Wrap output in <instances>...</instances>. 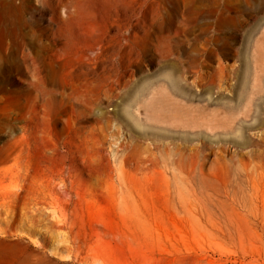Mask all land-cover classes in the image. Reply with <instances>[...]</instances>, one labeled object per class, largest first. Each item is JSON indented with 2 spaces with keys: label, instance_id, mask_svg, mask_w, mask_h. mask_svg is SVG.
<instances>
[{
  "label": "rangeland",
  "instance_id": "1",
  "mask_svg": "<svg viewBox=\"0 0 264 264\" xmlns=\"http://www.w3.org/2000/svg\"><path fill=\"white\" fill-rule=\"evenodd\" d=\"M167 55L182 95L127 106ZM26 256L264 264V0H0V264Z\"/></svg>",
  "mask_w": 264,
  "mask_h": 264
},
{
  "label": "bare ground",
  "instance_id": "2",
  "mask_svg": "<svg viewBox=\"0 0 264 264\" xmlns=\"http://www.w3.org/2000/svg\"><path fill=\"white\" fill-rule=\"evenodd\" d=\"M176 11L181 17H185V19H188L190 17L192 18L193 16H198V14H199L198 6L194 2H191L190 5L185 6L183 8L178 7L176 9ZM170 19L172 21V20L176 19V16H171ZM196 21L194 23L195 27L193 25L191 27V31L192 30L195 31ZM164 26H165V24L163 25V23H162L159 26L160 28L158 30L160 32H163V31H166L167 29H169L168 27H164ZM168 40H169V49H171V50H169V49L168 50L169 51H175L178 53L179 52V50H178L179 46H178L177 41L176 40L172 41L171 38H168ZM212 40H214V39L209 38L208 43L211 44ZM196 50H197V48H196ZM203 50L205 53L204 56L210 55L208 53L209 52L208 49H203ZM184 52H186V54L188 55L189 52H192L191 47L187 48V50ZM168 57L169 56L167 55V59H168ZM194 63H195V60H193V64ZM171 67L173 68L172 63L169 62V59H168L167 65L162 66L161 69H158L157 71H155L152 74H149L147 76L146 75L142 76L140 79L141 81H142V79L147 78V79H150L149 82L148 83H140V84L138 83V85L135 87L133 92H127L126 97H125V99L127 100L126 105L127 106L139 105V102L143 101L146 97H148V99L150 100L151 103H154L156 101H161V100L164 101V99L166 98L165 96L169 92L171 94H175V95H182L183 84H182V80H181V74L179 73V75L178 74L174 75V72H173ZM107 92H108V90H107ZM119 98H121V100H122L123 97L119 96ZM115 102L118 103V101H115V98H114V104H115ZM136 109L143 112V110L140 108V106L136 107ZM66 192H68L69 194H70V192H73V194L71 193L72 197L75 196L77 199L81 198V196H79V194L74 191V184L73 183H70V186H68L66 188ZM20 264H32V263H30L29 257L26 256L23 258L22 263H20ZM33 264H36V263H33ZM80 264H83V263H80Z\"/></svg>",
  "mask_w": 264,
  "mask_h": 264
}]
</instances>
